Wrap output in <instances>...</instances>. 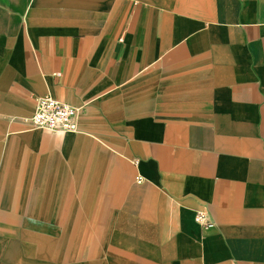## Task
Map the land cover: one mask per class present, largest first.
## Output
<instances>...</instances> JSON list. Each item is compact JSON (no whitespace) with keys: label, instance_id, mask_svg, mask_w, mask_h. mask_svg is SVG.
Returning a JSON list of instances; mask_svg holds the SVG:
<instances>
[{"label":"crops","instance_id":"crops-1","mask_svg":"<svg viewBox=\"0 0 264 264\" xmlns=\"http://www.w3.org/2000/svg\"><path fill=\"white\" fill-rule=\"evenodd\" d=\"M0 264H264V0H0Z\"/></svg>","mask_w":264,"mask_h":264},{"label":"built area","instance_id":"built-area-1","mask_svg":"<svg viewBox=\"0 0 264 264\" xmlns=\"http://www.w3.org/2000/svg\"><path fill=\"white\" fill-rule=\"evenodd\" d=\"M78 116L79 110L47 96L37 100L29 124L33 130L57 134L78 133ZM197 222L207 229L214 227L204 212L197 214Z\"/></svg>","mask_w":264,"mask_h":264}]
</instances>
